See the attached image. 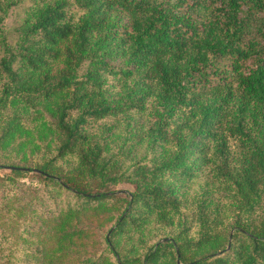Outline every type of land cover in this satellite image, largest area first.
<instances>
[{
	"label": "trees",
	"instance_id": "obj_1",
	"mask_svg": "<svg viewBox=\"0 0 264 264\" xmlns=\"http://www.w3.org/2000/svg\"><path fill=\"white\" fill-rule=\"evenodd\" d=\"M263 14L0 0V264H264Z\"/></svg>",
	"mask_w": 264,
	"mask_h": 264
},
{
	"label": "rangeland",
	"instance_id": "obj_2",
	"mask_svg": "<svg viewBox=\"0 0 264 264\" xmlns=\"http://www.w3.org/2000/svg\"><path fill=\"white\" fill-rule=\"evenodd\" d=\"M31 177L32 176L30 174L25 175L24 178H19V177H16L14 174H2V173H0V178L4 179L13 188H17L20 184H25L26 186H29L30 188H33V189L40 188V190H41L40 185L37 184ZM117 189L121 190V191H131V188L127 185H120L117 187ZM45 213H48L50 216L53 215L49 210H47ZM0 229L4 230L5 236L12 232L7 216L4 218V222L0 220ZM15 232H17V231H14V233ZM98 234H99V236H98ZM98 234L94 235L90 239V243L94 240H98L100 236L101 237L103 236V233L101 231ZM41 236H43V234H41ZM40 240H43V241H40ZM35 241H36L37 247L40 249L42 247H45L47 250H50V248L52 247V245L47 244V238L46 239L45 238L44 239L43 238H40V239L36 238ZM161 242H163V241H161ZM98 247H99V245L97 246V248ZM11 250H12L11 246L9 244L6 245V240H0V263H1L2 259L5 258L7 252L11 251ZM12 255L18 257V255L11 253V256ZM21 256H22V259H24L25 255H21ZM72 261H73V255H70L65 260H63L61 262H55L54 264H71Z\"/></svg>",
	"mask_w": 264,
	"mask_h": 264
},
{
	"label": "water",
	"instance_id": "obj_3",
	"mask_svg": "<svg viewBox=\"0 0 264 264\" xmlns=\"http://www.w3.org/2000/svg\"><path fill=\"white\" fill-rule=\"evenodd\" d=\"M4 169L11 170V171H17V169H15V168H4ZM164 241H166V240H164Z\"/></svg>",
	"mask_w": 264,
	"mask_h": 264
}]
</instances>
